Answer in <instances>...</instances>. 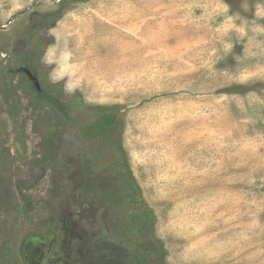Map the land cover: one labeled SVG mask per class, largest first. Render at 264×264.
I'll return each mask as SVG.
<instances>
[{
  "label": "rangeland",
  "instance_id": "374dc122",
  "mask_svg": "<svg viewBox=\"0 0 264 264\" xmlns=\"http://www.w3.org/2000/svg\"><path fill=\"white\" fill-rule=\"evenodd\" d=\"M21 68L60 108L122 106L165 264H264V0H0V264H21L26 218L61 219L88 257L120 264L128 207L81 191L111 170Z\"/></svg>",
  "mask_w": 264,
  "mask_h": 264
},
{
  "label": "trees",
  "instance_id": "16d2710c",
  "mask_svg": "<svg viewBox=\"0 0 264 264\" xmlns=\"http://www.w3.org/2000/svg\"><path fill=\"white\" fill-rule=\"evenodd\" d=\"M56 17L55 14H49L45 20L51 22ZM55 88L56 85H48V93L44 90L40 93L36 90L34 92L40 99L57 106L66 120L77 126L79 138L87 146V152L95 156V166L91 167L111 170V174L106 179L91 178L90 182L84 184L85 187H81V191H86L91 198L98 197L109 208L114 206L115 200L119 201L114 210L121 211L122 206L128 207L125 214L117 218L115 226L120 241L126 249V255L121 259L122 264H134L133 260L136 261L135 264H150L154 261L165 264L166 251L163 244L154 238L155 216L144 201L122 145L124 130L122 106L118 104L88 106L80 98L74 97L76 101L66 102V108H60L61 105H56L58 99L51 95L55 92ZM80 111L89 112V118L80 121L78 117ZM69 112L73 113V116H70ZM96 144H99L97 148Z\"/></svg>",
  "mask_w": 264,
  "mask_h": 264
},
{
  "label": "flooded vegetation",
  "instance_id": "af4514ba",
  "mask_svg": "<svg viewBox=\"0 0 264 264\" xmlns=\"http://www.w3.org/2000/svg\"><path fill=\"white\" fill-rule=\"evenodd\" d=\"M27 79L34 90L39 93L44 90L45 93H48L47 87L40 86L39 78L35 79L39 84L40 90L34 87L28 77ZM41 100L48 103L47 100ZM41 169L44 171L43 168ZM43 179L41 178V180ZM20 199L23 201L25 197L21 196ZM32 206V204L27 203L25 207L17 206V210L26 217L31 214ZM54 209L56 211V207ZM22 222L27 224L31 228V231L25 234L23 242L18 247V261L21 264H98L96 255L88 257V252H86L87 247L80 243L81 238L79 234H76L77 241L75 243L72 239L66 237V226H61L65 221L50 218L46 220L26 218ZM132 263L135 264L136 261L133 260Z\"/></svg>",
  "mask_w": 264,
  "mask_h": 264
},
{
  "label": "water",
  "instance_id": "95a60500",
  "mask_svg": "<svg viewBox=\"0 0 264 264\" xmlns=\"http://www.w3.org/2000/svg\"><path fill=\"white\" fill-rule=\"evenodd\" d=\"M19 72L25 74L30 79V81L32 82V84L34 85V87L37 90H40L39 84H38L37 80L33 77L32 73L28 69L21 68V69H19Z\"/></svg>",
  "mask_w": 264,
  "mask_h": 264
}]
</instances>
